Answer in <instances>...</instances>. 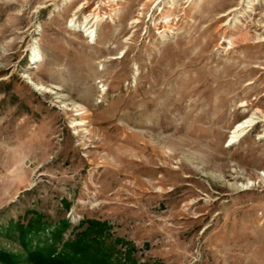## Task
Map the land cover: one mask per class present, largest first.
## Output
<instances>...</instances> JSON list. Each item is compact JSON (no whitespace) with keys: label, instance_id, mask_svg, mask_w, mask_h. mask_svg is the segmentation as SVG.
I'll use <instances>...</instances> for the list:
<instances>
[{"label":"rangeland","instance_id":"obj_1","mask_svg":"<svg viewBox=\"0 0 264 264\" xmlns=\"http://www.w3.org/2000/svg\"><path fill=\"white\" fill-rule=\"evenodd\" d=\"M263 171L264 0H0V249L16 264L38 216L70 222L64 247L106 221L138 263L264 264Z\"/></svg>","mask_w":264,"mask_h":264},{"label":"trees","instance_id":"obj_2","mask_svg":"<svg viewBox=\"0 0 264 264\" xmlns=\"http://www.w3.org/2000/svg\"><path fill=\"white\" fill-rule=\"evenodd\" d=\"M42 217L33 218L19 227V236L32 264H149L138 263L131 256L132 242L121 237L112 238L111 226L106 221L88 220L86 228L64 247L63 236L70 222L63 218L52 224L43 221ZM118 244L127 245L124 260L119 256L122 251ZM21 257L0 249L3 263L16 264Z\"/></svg>","mask_w":264,"mask_h":264},{"label":"bare ground","instance_id":"obj_3","mask_svg":"<svg viewBox=\"0 0 264 264\" xmlns=\"http://www.w3.org/2000/svg\"><path fill=\"white\" fill-rule=\"evenodd\" d=\"M89 17L86 18V21L83 22L82 26H84L85 28L89 26V23H91ZM88 21V22H87ZM87 22V23H86ZM94 27V25L89 26V29H92ZM94 30H91L90 33H92ZM225 33L229 34V37L231 39V43L235 44V45H239V44H243L246 43L249 38H248V32L245 31L244 29H236L235 31L232 30H225ZM93 34V33H92ZM91 35V34H90ZM35 57H37V52H34L33 54V60H35ZM31 84H33L34 86L38 87L39 85L37 83H35L32 79L31 81H29ZM262 119H259V117H255V116H250L248 118H246L245 120L240 121L239 123L236 124V126L234 127L232 134H231V139L232 142H238L240 140V138H242L246 132L248 131V129H250L253 125H255L258 121H261ZM88 122L87 121H75L73 122L74 126H84L86 125ZM263 136V135H261ZM262 175L264 176V171L262 173Z\"/></svg>","mask_w":264,"mask_h":264},{"label":"water","instance_id":"obj_4","mask_svg":"<svg viewBox=\"0 0 264 264\" xmlns=\"http://www.w3.org/2000/svg\"><path fill=\"white\" fill-rule=\"evenodd\" d=\"M231 141V140H230ZM229 143H231V142H229Z\"/></svg>","mask_w":264,"mask_h":264}]
</instances>
